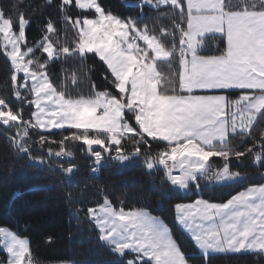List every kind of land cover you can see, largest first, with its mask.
Returning <instances> with one entry per match:
<instances>
[{
    "label": "snow or ice",
    "instance_id": "1",
    "mask_svg": "<svg viewBox=\"0 0 264 264\" xmlns=\"http://www.w3.org/2000/svg\"><path fill=\"white\" fill-rule=\"evenodd\" d=\"M23 2L14 5L15 17L0 8V53L10 62L16 102L0 95V126L15 129L6 139L29 166L70 181L77 165L65 142L79 141L93 158V173L105 163L128 167L143 158L149 172L163 169L171 191L239 182L245 174L233 170V160L251 157L264 168V131L259 139L253 137L254 127L264 122V0H140L141 11L149 6L158 17L168 18L166 24L153 20L151 27L143 15L121 18L100 0H60L57 8L76 30L71 47L52 39L58 29L51 19L42 38L28 46L27 28L33 21L20 10ZM73 7L91 16L73 18ZM213 39L223 47L218 54H206ZM37 49L48 59L35 58ZM89 54L106 66L104 79L113 91L96 90L95 83L88 96L58 90L48 74L49 61ZM160 63L170 69L167 74L159 70ZM230 90L240 94L232 98ZM24 103L34 106L30 118ZM30 129L73 131L59 141L39 135L33 142ZM233 140L242 147H234ZM153 148L158 149L154 154ZM213 157L221 161L215 167ZM36 187L48 190L47 183ZM65 198L77 225H93L98 243L122 264H195L174 227L147 207L126 210L107 196L102 204L78 207L71 188ZM174 209L175 225L188 234L202 264H212L216 254L264 256V183L223 202L198 198L176 203ZM0 247L7 253L2 264H38L30 241L12 230L0 227Z\"/></svg>",
    "mask_w": 264,
    "mask_h": 264
},
{
    "label": "trees",
    "instance_id": "2",
    "mask_svg": "<svg viewBox=\"0 0 264 264\" xmlns=\"http://www.w3.org/2000/svg\"><path fill=\"white\" fill-rule=\"evenodd\" d=\"M137 1L100 0L107 10L121 18L138 19L139 15H143L150 27L153 26V20L157 21V25L168 22L167 17H158L156 10L149 6H145L141 11L139 6L134 5ZM59 2L60 0H53L52 5H47L46 0H24L23 4H20V10L26 11L33 21L27 28L28 46H32L42 38L43 26L49 19L58 29V33L53 35L52 39L70 47L74 45L77 38L76 30L65 22L63 14L57 8ZM19 3L20 0H0V8L9 11L15 17L14 5ZM69 11L73 18L82 15L91 16L90 12L75 7L70 8ZM222 47L219 39H213L206 54H218L217 49ZM35 58L41 62L48 59L39 49L35 51ZM47 70L54 86L58 90H65L66 95L73 97L91 95L93 83L97 86L96 90L113 91L110 82L104 79L106 66L93 54H89L84 59L76 56L55 58L49 61ZM159 70L166 74L170 71L163 63L159 64ZM73 73L76 74L75 84L72 83ZM10 75V62L0 53V95L14 101ZM23 91L26 98L30 99L27 90ZM22 106L25 117L30 118L31 112L35 110L34 106L27 103ZM130 122L134 124V121ZM260 131H264V122H258L254 127L255 139H259ZM71 132L72 130H62L38 134L30 129L29 135L33 142L39 139V135L59 141ZM14 134L15 129L9 131L0 126V226L10 227L19 235L28 237L38 264L60 262L122 264L119 258L98 243L97 230L93 225L88 222L77 225L65 198V192L70 188L73 189L78 207L95 206L98 199L107 195L115 206H124L126 210L147 207L153 215L162 217L176 230L174 223L176 203L192 202L200 195L213 202H223L230 195L246 187L264 183V168L254 165L251 157L239 162L233 160L231 163L233 170H241L245 174L243 180L225 187L216 186L200 190L193 188L195 192L187 194L171 191L165 183L162 185V173L149 172L143 164V158H137L128 167L106 166L99 174H95L89 165L91 158L86 153V146L79 141L65 142V147L74 153L71 161L77 165V171L71 180L67 181L61 174L53 176L46 169L29 166L15 156L10 148V141L6 139L7 136ZM247 145L250 147L252 141H248ZM48 146L57 148V144ZM233 146L242 147L238 140H233ZM157 150L153 148V153ZM60 162L65 161L57 160V163ZM38 183H47L48 190H38L36 187ZM224 189L227 190L226 194ZM110 190L114 191V194H111ZM161 191L166 192V195L162 196ZM49 237L52 238L51 242L48 240ZM181 240L183 244H187L188 250H195L191 240L182 233ZM6 259V254L0 247V264ZM195 259L202 264L201 256ZM211 261L212 264H264V256L253 253L213 255Z\"/></svg>",
    "mask_w": 264,
    "mask_h": 264
},
{
    "label": "rangeland",
    "instance_id": "3",
    "mask_svg": "<svg viewBox=\"0 0 264 264\" xmlns=\"http://www.w3.org/2000/svg\"><path fill=\"white\" fill-rule=\"evenodd\" d=\"M53 60V59H52ZM22 75V74H21ZM33 130H35L36 132H38V134H42V132H43V134H48V133H52V132H54V131H64V130H71V129H51V130H49V131H45V130H43V129H33ZM73 131V130H72ZM36 141V140H35ZM128 144H130V143H127V146L128 147H130L131 145H128ZM94 147H97L98 148V146H94ZM86 153H87V151H86ZM154 154V153H153ZM87 155H88V153H87ZM89 156V155H88ZM90 157V156H89ZM91 158V161H90V166H91V168H92V166H93V158L92 157H90ZM216 158H217V161H216ZM212 160L213 161H215L216 163L214 164V167L215 166H217L218 164H220L221 163V161H220V158H218V157H213L212 158ZM71 163H73V161H71ZM211 163V162H210ZM104 165H108V166H116V167H123V166H119L116 162H113L112 164H107V163H105V164H103L102 166H104ZM100 167L99 168V170H98V172H96L95 174H99L102 170H103V168L104 167ZM153 171H158V172H161L162 173V177H163V181H164V172H163V169L161 168V169H159V170H152L151 172H153ZM164 183L167 185V182L166 181H164ZM237 183V182H236ZM232 184H234V183H232ZM168 186V185H167ZM169 187V186H168ZM211 188V187H213V188H215L216 186H204V187H202L201 189H203V188ZM225 187V186H224ZM195 189V188H194ZM197 190V189H196ZM200 190V189H199ZM225 190V194H226V192H227V190L226 189H224ZM111 191V190H110ZM181 192H183L184 194H187V193H190V192H192V191H194L193 190V188L192 189H190V190H188V191H184V190H180ZM195 192V191H194ZM221 194H223V192H220ZM111 194H114V191H111ZM105 196H107V195H105ZM105 196H103L101 199H98L97 200V204H102L103 203V200H104V198H105ZM107 198L108 199H110L108 196H107ZM198 198H203L201 195L200 196H198ZM198 198H196V199H198ZM123 199H124V197H123ZM195 199V200H196ZM204 199V198H203ZM194 200V201H195ZM194 201H192V202H194ZM121 202V201H120ZM192 202H184V203H192ZM96 204V205H97ZM95 205V206H96ZM159 217V216H158ZM160 218H162V217H160ZM163 219V218H162ZM165 221V220H164ZM166 222V221H165ZM167 223V222H166ZM170 226V225H169ZM0 227H3V226H0ZM170 227H172V226H170ZM3 228H7V229H9V230H12V231H14L13 229H11L10 227H3ZM97 230V229H96ZM177 231V232H176ZM14 232H16V231H14ZM174 232H175V235H176V237H177V239H178V241L180 242V244H181V246H182V248L184 249V250H186L187 252H189L190 254H191V256H192V258L194 259V261H195V264H199L198 263V261H197V259H195V258H197V257H199V256H201L200 255V253H199V251L198 250H188V248H187V244H183V242H182V240H181V233L185 236V237H187L189 240H190V237L188 236V234L183 230V229H181L178 225H176V230L174 229ZM17 233V232H16ZM18 234V233H17ZM178 234V235H177ZM21 236V235H20ZM21 237H24V236H21ZM24 238H27L28 239V237H24ZM29 240V239H28ZM194 248V247H193ZM1 249H2V251L6 254V258H7V253H6V251L5 250H3V248L1 247ZM239 254H248V253H239ZM254 254V253H253ZM216 255H226V254H216ZM55 264H74L73 262H60V263H55Z\"/></svg>",
    "mask_w": 264,
    "mask_h": 264
},
{
    "label": "crops",
    "instance_id": "4",
    "mask_svg": "<svg viewBox=\"0 0 264 264\" xmlns=\"http://www.w3.org/2000/svg\"><path fill=\"white\" fill-rule=\"evenodd\" d=\"M232 98H236L240 94V90H230Z\"/></svg>",
    "mask_w": 264,
    "mask_h": 264
},
{
    "label": "built area",
    "instance_id": "5",
    "mask_svg": "<svg viewBox=\"0 0 264 264\" xmlns=\"http://www.w3.org/2000/svg\"><path fill=\"white\" fill-rule=\"evenodd\" d=\"M139 3H140V1H139ZM139 3H138V4H139ZM106 166H108V165H104V166H102V167H106Z\"/></svg>",
    "mask_w": 264,
    "mask_h": 264
}]
</instances>
